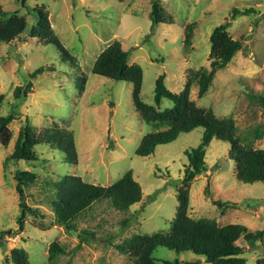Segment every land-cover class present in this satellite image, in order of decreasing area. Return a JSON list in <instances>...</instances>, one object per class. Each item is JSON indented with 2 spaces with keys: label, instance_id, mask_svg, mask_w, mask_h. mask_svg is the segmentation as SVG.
<instances>
[{
  "label": "rangeland",
  "instance_id": "obj_1",
  "mask_svg": "<svg viewBox=\"0 0 264 264\" xmlns=\"http://www.w3.org/2000/svg\"><path fill=\"white\" fill-rule=\"evenodd\" d=\"M152 0H0L4 12L24 17L27 29L20 39L0 45V93L5 97L0 117L8 114L12 138L0 144V264H11L10 252L23 249L29 264H134L116 245L133 236L167 234L175 216L177 187L187 164L184 152L199 146L203 134L197 128L180 134L175 141L157 146L148 157L136 155L144 135L164 127L141 121L131 98L132 86L93 75L98 55L113 42L129 52V65L142 71L140 98L153 106L157 77L165 75L166 88L180 93L192 81L189 98L197 107L211 110L218 118L232 120L241 146L264 150V0H158L164 23L151 26ZM41 9L68 61L53 45L32 39L29 30ZM249 11L230 22L227 34L242 40L231 63L216 73L204 97H197L194 74L206 69L211 55L210 35L229 18L231 11ZM191 40L185 45L186 29ZM38 68L43 73L29 80ZM84 90L79 92L81 79ZM31 82L25 98H13L16 87ZM163 100L160 109H170ZM42 133L44 129H66L73 133L76 164L67 163L57 149L34 148L38 162L9 160L20 127L26 122ZM229 144L212 140L206 148L209 175L200 174L189 186L188 215L193 220L214 221L219 227L239 224L250 233L262 231L263 238L249 245L239 239L245 264H264V184H245L235 179ZM30 171L33 184L24 188L23 201L33 210L25 213L19 231V198L14 175ZM141 188V200L127 211L114 210L108 201L94 203L66 230L52 212L54 184L64 175L84 182L110 186L127 172ZM182 185H179L181 187ZM215 202L234 205L219 208ZM7 232V233H5ZM87 233L89 244L80 245ZM52 242L64 250L52 262L47 250ZM156 264L163 261L192 263L204 259L187 252L175 254L163 248L153 253ZM9 262V263H6Z\"/></svg>",
  "mask_w": 264,
  "mask_h": 264
},
{
  "label": "trees",
  "instance_id": "obj_2",
  "mask_svg": "<svg viewBox=\"0 0 264 264\" xmlns=\"http://www.w3.org/2000/svg\"><path fill=\"white\" fill-rule=\"evenodd\" d=\"M249 11L233 9L228 19L216 27L210 35L211 55L206 69L194 74L198 87L197 97L201 99L208 92L217 72L224 70L241 49L242 40H232L227 29L230 22L238 15H246ZM36 23L29 30L28 35L37 39L44 46L53 45L61 54L62 61H68L67 51L59 43L51 29L48 16L41 9H35ZM151 26L164 23L162 8L158 0H152L149 13ZM25 18L17 13L4 12L0 7V45L20 39L27 29ZM191 25L186 27L185 45L191 40ZM129 52L121 48L119 42L107 46L94 61L91 73L109 79L113 82H127L132 86L131 98L133 107L141 121L148 125L164 127L144 135L138 145L136 155L148 157L159 145L175 141L180 134H186L194 129L202 128L203 134L198 147L187 150L184 155L187 164L183 170L181 187H177V206L175 216L171 222L170 232L167 234H154L133 236L125 243L116 245L115 249L122 254H127L134 260V264H156L153 253L158 248L172 251L175 254L190 252L202 257L209 264H245L241 257L243 248L237 245L239 239L252 245L263 238L262 231L250 233L246 227L231 224L219 227L214 221L193 220L188 215L189 186L196 176H208L209 171L205 164L206 148L212 140L229 144V159L234 163L235 179L245 183L264 184V150H252L240 145L236 137V128L232 120L218 119L211 110H203L190 100L189 93L192 81L188 80L183 90L174 94L164 83L165 75L161 74L154 83L153 106L142 102L140 98L142 85V71L136 65H129ZM44 68H38L28 75L29 80L35 79L43 73ZM85 79H81L79 92L84 90ZM32 90L29 81L22 87H16L13 92L14 100L25 98ZM5 97L0 93V108ZM163 100L172 103L170 109H160ZM259 103L264 109V102L259 98ZM13 121V116L8 114L0 117V144L6 147L12 138L8 126ZM40 145L51 146L64 154L67 163L76 164V152L73 133L66 129H44L37 133L26 122L20 127L9 160L38 162V154L34 148ZM15 191L19 198L18 217L19 231H23L25 213H33L23 201L24 188L33 184L36 175L30 171H17L14 175ZM55 198L52 201V212L59 223L66 230H74V222L82 216L94 203L102 200L108 201L111 207L119 212L127 211L131 206L141 200V188L127 172L122 178L110 186H98L84 182L80 177L64 175L54 184ZM219 208L234 207L227 203L215 202ZM7 233V232H5ZM1 237V236H0ZM87 233L79 235V244H89ZM64 250L56 242H52L47 250V261L52 262L56 256L64 254ZM11 264H29L26 252L23 249H13L10 252ZM9 263V262H6ZM200 260L192 263L178 261H163V264H201ZM261 262H258L260 264Z\"/></svg>",
  "mask_w": 264,
  "mask_h": 264
}]
</instances>
